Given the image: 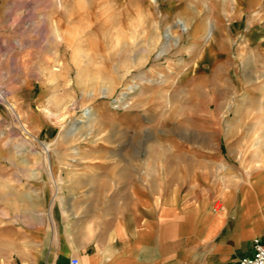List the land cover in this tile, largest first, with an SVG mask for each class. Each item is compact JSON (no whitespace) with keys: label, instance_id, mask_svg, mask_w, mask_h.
Returning <instances> with one entry per match:
<instances>
[{"label":"rangeland","instance_id":"rangeland-1","mask_svg":"<svg viewBox=\"0 0 264 264\" xmlns=\"http://www.w3.org/2000/svg\"><path fill=\"white\" fill-rule=\"evenodd\" d=\"M169 161L264 184V0H0V264Z\"/></svg>","mask_w":264,"mask_h":264},{"label":"crops","instance_id":"crops-1","mask_svg":"<svg viewBox=\"0 0 264 264\" xmlns=\"http://www.w3.org/2000/svg\"><path fill=\"white\" fill-rule=\"evenodd\" d=\"M151 165L120 174L124 193L100 215L75 221L54 203L49 224L14 264H225L254 255L253 239L264 233L262 181L207 184L203 171L174 161Z\"/></svg>","mask_w":264,"mask_h":264},{"label":"built area","instance_id":"built-area-1","mask_svg":"<svg viewBox=\"0 0 264 264\" xmlns=\"http://www.w3.org/2000/svg\"><path fill=\"white\" fill-rule=\"evenodd\" d=\"M254 255L242 258L239 261H230L225 264H264V233L253 239ZM72 264H79L78 258H73Z\"/></svg>","mask_w":264,"mask_h":264},{"label":"bare ground","instance_id":"bare-ground-1","mask_svg":"<svg viewBox=\"0 0 264 264\" xmlns=\"http://www.w3.org/2000/svg\"><path fill=\"white\" fill-rule=\"evenodd\" d=\"M184 29H185V26H184ZM127 93V92H126ZM125 94V93H124ZM10 109L12 110V112L17 113V109H16V106L14 104H10ZM19 116V115H18ZM89 116L91 117L92 115L89 114ZM20 118V117H19ZM18 118V119H19ZM80 121H83V120H80ZM24 126V125H23ZM24 129L27 131V132H30L29 129L25 126ZM77 129V127L75 128ZM78 130V129H77ZM73 131V130H72ZM76 132V131H75ZM49 147H50V144H45L44 145V150H45V154H46V159H47V165L49 167Z\"/></svg>","mask_w":264,"mask_h":264}]
</instances>
